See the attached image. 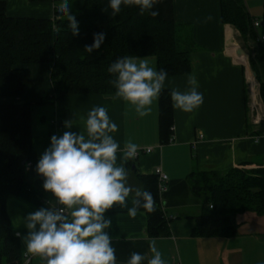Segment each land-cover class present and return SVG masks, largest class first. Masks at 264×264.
<instances>
[{"label":"crops","instance_id":"obj_1","mask_svg":"<svg viewBox=\"0 0 264 264\" xmlns=\"http://www.w3.org/2000/svg\"><path fill=\"white\" fill-rule=\"evenodd\" d=\"M0 1L5 3L8 17L49 20L54 18L55 6L63 4H60L63 0ZM84 1L64 0V4L71 5L69 13L77 14ZM172 3L173 19L188 29L192 49L188 73L167 77L162 91H187L188 76L194 75L203 104L193 113L172 107L173 133L168 144L159 143L158 98L150 113L140 117L115 94H72L65 97V113L58 117L54 104H40L41 98L52 92L50 64L27 66L30 85L20 97L3 98L1 103L32 106V150L36 162L48 147L50 136L69 130L63 127L64 121L80 118L82 130L87 112L94 106H104L117 125L113 135L120 148L131 141L140 151L123 164L128 184L143 187L140 177L155 175L156 169L167 176V189L158 193V198L168 224V236L147 235L144 211L138 210L135 218L127 215L126 208L118 206L106 211L105 218L112 221L108 232L113 238L117 264H125L133 252L150 257L153 247L161 253L164 264H264V215L238 214L234 236L191 235L196 219L204 212L201 200L191 189V174L264 168V105L259 82L249 63L256 54L254 46L233 26L222 22L220 0H172ZM139 59L157 69L154 56ZM79 125L74 124L70 130L78 131ZM145 149L151 152L142 153ZM121 155L118 151L117 164L121 163ZM50 199L51 196L43 200V207H47L45 201ZM127 204L131 207V199ZM36 209L14 195L5 199L6 214L21 243L22 264L27 259L28 264H41L38 257L26 251L21 240L27 232L23 217Z\"/></svg>","mask_w":264,"mask_h":264},{"label":"trees","instance_id":"obj_2","mask_svg":"<svg viewBox=\"0 0 264 264\" xmlns=\"http://www.w3.org/2000/svg\"><path fill=\"white\" fill-rule=\"evenodd\" d=\"M43 1V0H30ZM60 0H55V2ZM221 19L233 26L245 41L253 44L251 69L260 86L264 105V47L256 43L252 20L244 0H220ZM55 6L54 18H13L6 14L0 1V264H22L21 243L5 211L9 195L21 198L36 208L43 206L49 196L42 189V178L35 172L36 158L32 150L31 108L29 105H4L3 98L20 97L30 85L29 65L50 64L51 94L40 104L51 103L58 117L65 113L64 100L72 94H115L110 83L115 77L108 66L123 56L152 55L157 69L168 76L188 73L191 41H184L173 19L172 0L154 5L152 16L140 12L136 5H121L112 16L108 0H85L77 14L78 35L73 36L67 21ZM264 28V15L262 19ZM260 22V23H261ZM261 25V24H260ZM103 32L104 43L89 54L94 33ZM264 34V33H263ZM183 37V38H182ZM173 110L169 91L158 96L159 143L166 145L173 133ZM145 190L152 193L155 209L147 216V235L162 238L169 234L162 215L155 175L140 177ZM191 189L201 200L204 212L196 219L192 236H234L236 216L245 212L264 215V168L232 169L226 173L195 172L190 176Z\"/></svg>","mask_w":264,"mask_h":264},{"label":"clouds","instance_id":"obj_3","mask_svg":"<svg viewBox=\"0 0 264 264\" xmlns=\"http://www.w3.org/2000/svg\"><path fill=\"white\" fill-rule=\"evenodd\" d=\"M161 0H108L112 16L121 5H136L140 12L153 10ZM60 14L67 21L72 35H78V22L69 13V4H62ZM103 32L94 33L92 43L84 49L91 54L104 43ZM115 78L110 83L115 95L144 117L165 87L167 72L156 69L136 56L117 57L107 68ZM187 91L170 90L173 109L193 113L203 104V94L198 91L194 75H189ZM63 122L69 129L59 136L49 138L48 147L35 164V172L42 178V189L52 199L47 207H39L23 217L26 234L21 236L26 251L40 259L41 264H117L115 248L108 229L112 221L105 218L107 210L118 206L127 209V215L135 218L138 209L151 213L155 202L150 191L142 186L132 187L127 181L125 161L137 154V145L128 141L120 148L114 139L117 125L104 106H94L83 118ZM79 125L76 132L70 129ZM120 151L121 163L117 164ZM131 199V207L127 201ZM17 235H20L17 233ZM152 255L145 257L131 253L125 264H164L161 253L153 247Z\"/></svg>","mask_w":264,"mask_h":264},{"label":"rangeland","instance_id":"obj_4","mask_svg":"<svg viewBox=\"0 0 264 264\" xmlns=\"http://www.w3.org/2000/svg\"><path fill=\"white\" fill-rule=\"evenodd\" d=\"M64 4V0L60 4ZM59 4V5H60ZM69 4V3H68ZM245 9L251 19H257L258 22H261L264 15V0H244ZM69 9L71 10V5L69 4ZM264 28L260 27L257 30L258 35H264ZM180 34L186 38L184 41H189L188 29L184 27L180 28ZM182 37V38H183Z\"/></svg>","mask_w":264,"mask_h":264},{"label":"built area","instance_id":"obj_5","mask_svg":"<svg viewBox=\"0 0 264 264\" xmlns=\"http://www.w3.org/2000/svg\"><path fill=\"white\" fill-rule=\"evenodd\" d=\"M260 26L261 25H260V22H258V20H252V28H253L254 32L256 33L255 42L261 44L264 47V35H258L257 34V30L260 28ZM150 152H151L150 149H145L142 153L148 154ZM138 153H140V151H137L136 156L138 155ZM155 176L157 179L158 193L161 194V193L165 192L167 189L166 188L167 176L160 169H156ZM28 262H29V260L27 259V261L23 264H28Z\"/></svg>","mask_w":264,"mask_h":264},{"label":"water","instance_id":"obj_6","mask_svg":"<svg viewBox=\"0 0 264 264\" xmlns=\"http://www.w3.org/2000/svg\"><path fill=\"white\" fill-rule=\"evenodd\" d=\"M261 25H263L262 22H261Z\"/></svg>","mask_w":264,"mask_h":264},{"label":"bare ground","instance_id":"obj_7","mask_svg":"<svg viewBox=\"0 0 264 264\" xmlns=\"http://www.w3.org/2000/svg\"><path fill=\"white\" fill-rule=\"evenodd\" d=\"M250 72V71H249Z\"/></svg>","mask_w":264,"mask_h":264}]
</instances>
